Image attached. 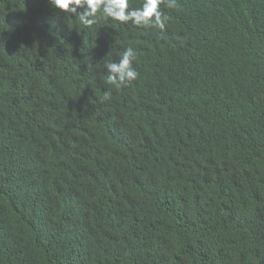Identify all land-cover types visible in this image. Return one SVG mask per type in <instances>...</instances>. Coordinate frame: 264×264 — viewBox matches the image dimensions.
Instances as JSON below:
<instances>
[{
	"label": "trees",
	"instance_id": "trees-1",
	"mask_svg": "<svg viewBox=\"0 0 264 264\" xmlns=\"http://www.w3.org/2000/svg\"><path fill=\"white\" fill-rule=\"evenodd\" d=\"M160 9L0 0V264H264V0Z\"/></svg>",
	"mask_w": 264,
	"mask_h": 264
},
{
	"label": "clouds",
	"instance_id": "clouds-1",
	"mask_svg": "<svg viewBox=\"0 0 264 264\" xmlns=\"http://www.w3.org/2000/svg\"><path fill=\"white\" fill-rule=\"evenodd\" d=\"M50 3L63 13L75 14L85 27L104 18L138 27H152L162 32L166 27L167 16L160 6L163 4L167 8H176L178 0H144L140 7L134 9H129L128 0H50ZM136 59L135 49L129 46L118 60L105 62L103 67L108 72L107 83L120 87L135 81L139 76L133 66Z\"/></svg>",
	"mask_w": 264,
	"mask_h": 264
}]
</instances>
